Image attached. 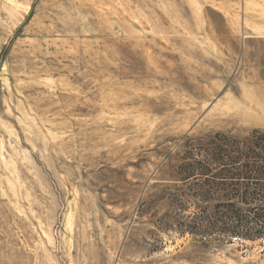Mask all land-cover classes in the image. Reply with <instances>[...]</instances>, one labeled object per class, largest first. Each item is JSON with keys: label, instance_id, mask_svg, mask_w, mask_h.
I'll list each match as a JSON object with an SVG mask.
<instances>
[{"label": "rangeland", "instance_id": "obj_1", "mask_svg": "<svg viewBox=\"0 0 264 264\" xmlns=\"http://www.w3.org/2000/svg\"><path fill=\"white\" fill-rule=\"evenodd\" d=\"M255 129L264 0H0V264H264L167 222Z\"/></svg>", "mask_w": 264, "mask_h": 264}, {"label": "trees", "instance_id": "obj_2", "mask_svg": "<svg viewBox=\"0 0 264 264\" xmlns=\"http://www.w3.org/2000/svg\"><path fill=\"white\" fill-rule=\"evenodd\" d=\"M212 152L223 157L222 159L233 156L240 159L254 158L255 166L248 170L247 173H251L249 175L227 170L228 167L239 164L240 159L221 163L217 168L218 174H233L221 177L219 185L245 186V190H194L193 196L204 201L207 206L201 211L190 213L189 201L183 203L178 197L174 202L178 204L180 213L177 218L167 222L172 223V229H180L183 233L200 239L218 237L224 242H231L234 238L239 241L264 239V130L255 129L244 140L217 145ZM213 171L215 170L208 168L205 175H210ZM205 183L208 184V180ZM179 196L186 197L187 194Z\"/></svg>", "mask_w": 264, "mask_h": 264}]
</instances>
